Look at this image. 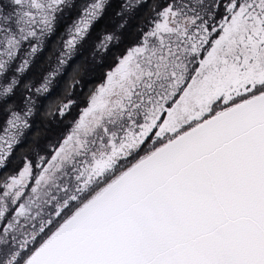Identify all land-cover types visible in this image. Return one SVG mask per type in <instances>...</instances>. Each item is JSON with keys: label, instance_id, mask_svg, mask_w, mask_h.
I'll return each mask as SVG.
<instances>
[{"label": "snow or ice", "instance_id": "snow-or-ice-1", "mask_svg": "<svg viewBox=\"0 0 264 264\" xmlns=\"http://www.w3.org/2000/svg\"><path fill=\"white\" fill-rule=\"evenodd\" d=\"M106 2L0 0V74L73 13L65 64ZM153 12L51 154L0 183V264H264V0ZM31 114L10 112L0 168Z\"/></svg>", "mask_w": 264, "mask_h": 264}, {"label": "trees", "instance_id": "trees-1", "mask_svg": "<svg viewBox=\"0 0 264 264\" xmlns=\"http://www.w3.org/2000/svg\"><path fill=\"white\" fill-rule=\"evenodd\" d=\"M73 2L82 4L84 0ZM157 2L107 0L104 13L93 22L88 35L72 51L71 56L64 57L66 63L63 65H60L59 60L64 55V42L69 38L68 29L76 18L73 13H66L64 21L43 38L35 55H29L35 41L21 45L16 57L0 75V87L12 79L17 81L7 102L0 100V135L7 126L6 120L11 111L23 115L30 101L32 114L25 117L30 127L20 137V143L14 147L5 166L0 168V183L18 174L26 161L35 165L39 156L48 157L51 154L78 119L91 90L104 80L117 59L138 40L141 29L148 27ZM124 5L131 7L126 9ZM108 35L113 39L105 43L104 37ZM25 60L29 63L20 71ZM50 73L55 75L50 80L48 91L37 93L36 89ZM69 101L71 107L64 116H60L59 107ZM35 171L36 167L33 168Z\"/></svg>", "mask_w": 264, "mask_h": 264}, {"label": "rangeland", "instance_id": "rangeland-1", "mask_svg": "<svg viewBox=\"0 0 264 264\" xmlns=\"http://www.w3.org/2000/svg\"><path fill=\"white\" fill-rule=\"evenodd\" d=\"M131 1V3H133V2H135V1H138V0H130ZM36 44H34V45H32V46H35ZM31 49V48H30ZM17 55V54H16ZM1 75V74H0ZM103 82V81H102ZM101 82V83H102ZM100 83V84H101ZM99 84V85H100ZM99 85H97L96 87H94L92 90H91V93L99 86ZM90 93V94H91ZM90 96V95H89ZM89 96H88V98H87V101H88V99H89ZM86 105H87V103H86ZM86 107V106H85ZM60 108V107H59ZM81 113V112H80ZM73 125H74V123H73ZM72 125V126H73ZM1 135H3V133L1 134ZM40 157V156H39ZM39 157L37 158V162H38V160H39ZM46 157V156H45ZM36 162V163H37ZM39 171H40V169L39 168H36V171L35 172H33V177H35V176H37L38 174H39ZM34 182V181H33ZM31 186V185H30ZM29 194V192L26 190V192H25V196L24 197H22L21 198V201L20 202H23V200L24 199H26L27 198V195ZM12 206L10 205V208H11ZM10 217H11V214L9 215ZM0 226H2L3 227V224H0ZM2 227H0V228H2Z\"/></svg>", "mask_w": 264, "mask_h": 264}]
</instances>
